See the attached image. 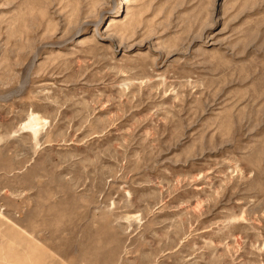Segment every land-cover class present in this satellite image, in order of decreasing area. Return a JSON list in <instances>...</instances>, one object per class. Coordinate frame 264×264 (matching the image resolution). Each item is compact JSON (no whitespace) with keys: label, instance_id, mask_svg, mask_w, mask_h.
Returning <instances> with one entry per match:
<instances>
[{"label":"rangeland","instance_id":"1","mask_svg":"<svg viewBox=\"0 0 264 264\" xmlns=\"http://www.w3.org/2000/svg\"><path fill=\"white\" fill-rule=\"evenodd\" d=\"M0 264H264V0H0Z\"/></svg>","mask_w":264,"mask_h":264},{"label":"bare ground","instance_id":"2","mask_svg":"<svg viewBox=\"0 0 264 264\" xmlns=\"http://www.w3.org/2000/svg\"><path fill=\"white\" fill-rule=\"evenodd\" d=\"M36 125V122L34 119H32L30 122H29V126H35Z\"/></svg>","mask_w":264,"mask_h":264}]
</instances>
